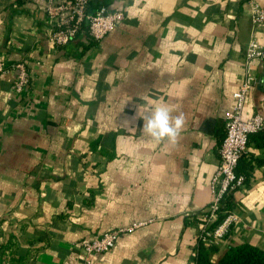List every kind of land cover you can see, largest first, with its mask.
<instances>
[{
	"label": "crops",
	"instance_id": "crops-1",
	"mask_svg": "<svg viewBox=\"0 0 264 264\" xmlns=\"http://www.w3.org/2000/svg\"><path fill=\"white\" fill-rule=\"evenodd\" d=\"M264 11V0H254ZM125 20L102 41L86 33L54 46L43 0H0V264H82L77 243L122 235L92 264H195L198 217L212 198L225 115L244 77L254 29L249 0H91ZM30 90L12 92V65ZM243 117L264 118V60ZM162 102L186 123L175 145L128 128L138 106ZM248 164V165H247ZM247 165V166H246ZM229 195L240 220L217 247L264 251V129L248 138ZM245 168V169H244Z\"/></svg>",
	"mask_w": 264,
	"mask_h": 264
},
{
	"label": "built area",
	"instance_id": "built-area-1",
	"mask_svg": "<svg viewBox=\"0 0 264 264\" xmlns=\"http://www.w3.org/2000/svg\"><path fill=\"white\" fill-rule=\"evenodd\" d=\"M47 17L53 22L49 34L51 43L63 47L81 35L82 27H87V35L94 42L102 41L110 32L125 20L122 10H111L100 7L94 13L89 12L91 0H43ZM248 15L253 28L264 26V11L254 1L249 0ZM264 60V46L253 37L249 40L243 56L244 77L233 94L234 106L225 115L224 137L219 147V162L211 180L212 198L209 205L194 214L186 216L198 217V238L204 243L218 246L231 233L239 222V214L234 210L222 211L223 201L229 195L245 185V177L236 174L240 159L246 152L248 138L264 129V118L253 114L243 117L248 101V93L255 84L252 74V63ZM8 61L0 56V78L8 71ZM14 78L12 92L18 96L30 90V78L24 61H17L12 66ZM221 216V217H220ZM143 223L114 229L98 237L84 239L77 243L82 264H92L93 258L112 249L117 240L124 234L141 227Z\"/></svg>",
	"mask_w": 264,
	"mask_h": 264
},
{
	"label": "clouds",
	"instance_id": "clouds-1",
	"mask_svg": "<svg viewBox=\"0 0 264 264\" xmlns=\"http://www.w3.org/2000/svg\"><path fill=\"white\" fill-rule=\"evenodd\" d=\"M156 106L141 105L138 106L136 115L131 118H125L122 126L128 128L134 125L137 119L144 121L142 134L151 138L155 143L167 141L175 145L184 129L186 118L182 111L173 115L172 109L162 102L153 101Z\"/></svg>",
	"mask_w": 264,
	"mask_h": 264
},
{
	"label": "trees",
	"instance_id": "trees-1",
	"mask_svg": "<svg viewBox=\"0 0 264 264\" xmlns=\"http://www.w3.org/2000/svg\"><path fill=\"white\" fill-rule=\"evenodd\" d=\"M100 7H104V6H100ZM100 7H97L96 10H98ZM96 10L93 11L89 8L90 13H94ZM83 33L87 34L86 26L82 27V31L80 34ZM78 36L79 35H77L74 39L78 38ZM240 161L237 166L236 174L243 175L247 180L248 177L247 171H250V167L246 169L244 168L245 170L241 171L242 168H239ZM233 208H234V204L233 201L231 200V197L229 196L223 201L221 210L230 211ZM197 240L198 243L196 247L195 264H264V251L259 250L248 244L230 245L218 259L214 260L213 256L218 251V247L215 245L204 243L199 238Z\"/></svg>",
	"mask_w": 264,
	"mask_h": 264
}]
</instances>
